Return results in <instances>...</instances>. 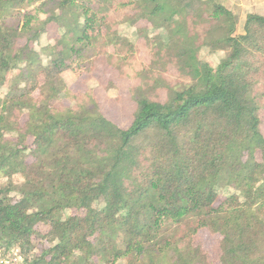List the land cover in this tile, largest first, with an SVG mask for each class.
<instances>
[{
  "label": "trees",
  "instance_id": "obj_1",
  "mask_svg": "<svg viewBox=\"0 0 264 264\" xmlns=\"http://www.w3.org/2000/svg\"><path fill=\"white\" fill-rule=\"evenodd\" d=\"M239 23L217 0H0V264H264V14ZM99 59L130 67L126 127L63 81Z\"/></svg>",
  "mask_w": 264,
  "mask_h": 264
},
{
  "label": "rangeland",
  "instance_id": "obj_2",
  "mask_svg": "<svg viewBox=\"0 0 264 264\" xmlns=\"http://www.w3.org/2000/svg\"><path fill=\"white\" fill-rule=\"evenodd\" d=\"M229 8L235 10L240 16L239 30L241 24L247 13L256 12L264 14V0H217ZM36 4L28 7L34 9ZM35 10V9H34ZM144 23H137L135 27H123L122 31L134 41L135 33L138 29L144 27ZM54 27H50V34L52 35ZM47 42L42 39L40 43ZM140 47V60H146V51L141 42H138ZM220 53H210L202 50L201 57L214 66L220 58ZM114 62V60H113ZM122 70V71H121ZM119 70L110 67L104 59H99L91 73L80 72V70L72 65L63 74V81L72 89V91L79 92L87 88L94 89L98 100L101 102L102 107L107 116L115 123L122 127L128 126L134 105L129 101L127 96V88L133 84V81L127 77L126 73H130V67L123 65ZM264 128V125H263ZM264 130V129H263ZM220 236L212 234L208 231L201 230L195 237V243L207 253L210 258L216 257Z\"/></svg>",
  "mask_w": 264,
  "mask_h": 264
},
{
  "label": "built area",
  "instance_id": "obj_3",
  "mask_svg": "<svg viewBox=\"0 0 264 264\" xmlns=\"http://www.w3.org/2000/svg\"><path fill=\"white\" fill-rule=\"evenodd\" d=\"M23 261L22 257L16 252H13V257L4 259L2 264H20Z\"/></svg>",
  "mask_w": 264,
  "mask_h": 264
}]
</instances>
